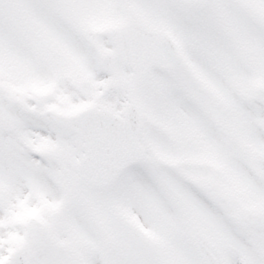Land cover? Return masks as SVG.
<instances>
[{
  "label": "snow or ice",
  "instance_id": "1",
  "mask_svg": "<svg viewBox=\"0 0 264 264\" xmlns=\"http://www.w3.org/2000/svg\"><path fill=\"white\" fill-rule=\"evenodd\" d=\"M0 264H264V0H0Z\"/></svg>",
  "mask_w": 264,
  "mask_h": 264
}]
</instances>
